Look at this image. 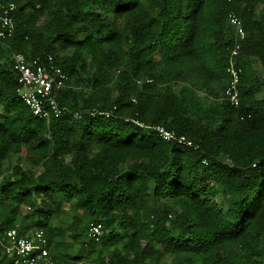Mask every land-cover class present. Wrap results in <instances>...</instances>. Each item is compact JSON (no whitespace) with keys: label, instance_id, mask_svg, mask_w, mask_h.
I'll return each mask as SVG.
<instances>
[{"label":"trees","instance_id":"1","mask_svg":"<svg viewBox=\"0 0 264 264\" xmlns=\"http://www.w3.org/2000/svg\"><path fill=\"white\" fill-rule=\"evenodd\" d=\"M11 1L1 229L43 230L56 264H264V75L253 66L264 68V0ZM232 12L246 32L238 107L224 97ZM17 53L51 54L68 75L60 117L23 102ZM159 125L196 147L164 141ZM0 264H14L1 249Z\"/></svg>","mask_w":264,"mask_h":264},{"label":"built area","instance_id":"2","mask_svg":"<svg viewBox=\"0 0 264 264\" xmlns=\"http://www.w3.org/2000/svg\"><path fill=\"white\" fill-rule=\"evenodd\" d=\"M39 8L42 2L51 0H30ZM17 4L11 0H0V41H4L15 34ZM229 25L234 31V47L229 55L227 66V86L224 97L233 105L240 104L239 85L242 68L238 66V58L242 49V42L246 32L242 19L235 13L228 17ZM13 70L18 75L19 93L23 102L31 113L39 119L50 122L53 117H60L66 109L57 100V92L66 86L69 80L64 70L57 65L53 55L28 59L23 54L12 57ZM91 115L111 116L112 112L89 111ZM80 117V113L75 114ZM158 135L167 142L181 146L196 147L194 142L184 135L164 126L155 127ZM103 233V226L99 222H90L88 238L98 241ZM0 249L14 264H56L49 248V241L41 229H33L21 234L17 228L2 230L0 227Z\"/></svg>","mask_w":264,"mask_h":264},{"label":"rangeland","instance_id":"3","mask_svg":"<svg viewBox=\"0 0 264 264\" xmlns=\"http://www.w3.org/2000/svg\"><path fill=\"white\" fill-rule=\"evenodd\" d=\"M45 18H41V20H44ZM254 68L255 69H257V70H259V71H261V74L262 75H264V68H262L259 64H257L256 62L254 63ZM219 197H221V196H219ZM22 216H25L26 215V213L29 211V207H27V206H23L22 208ZM77 249H78V247H77Z\"/></svg>","mask_w":264,"mask_h":264}]
</instances>
